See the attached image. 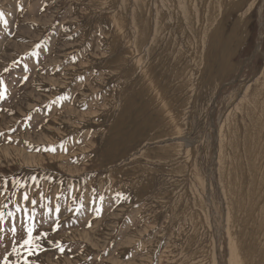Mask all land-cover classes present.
Listing matches in <instances>:
<instances>
[{"label":"rangeland","instance_id":"374dc122","mask_svg":"<svg viewBox=\"0 0 264 264\" xmlns=\"http://www.w3.org/2000/svg\"><path fill=\"white\" fill-rule=\"evenodd\" d=\"M103 1L0 0V258L264 264V0Z\"/></svg>","mask_w":264,"mask_h":264},{"label":"snow or ice","instance_id":"6c2138e0","mask_svg":"<svg viewBox=\"0 0 264 264\" xmlns=\"http://www.w3.org/2000/svg\"><path fill=\"white\" fill-rule=\"evenodd\" d=\"M3 18V13H0V19ZM37 47H39V45H37ZM18 63V62H16ZM10 69L9 68H5L4 72H8ZM80 80H83V77H79ZM29 80L28 76H24L23 77V81L26 82ZM6 99V89L4 87V82L2 80H0V100H4ZM58 99L63 100L64 97L61 96ZM0 135H4V133H0ZM45 151L51 152V153H55L56 152V148L49 146L45 149ZM33 180H35V177H33ZM23 200L24 201H28L29 197L25 194L23 195ZM32 205H36L38 202L36 200H31L30 201ZM6 207V205H5ZM79 209H77L78 211ZM25 211V216L26 219L29 217V212L27 209L24 210ZM57 212H60L61 210L59 208L56 209ZM97 215L99 216L101 213V209L99 207H97L95 209ZM0 218H2V214H0ZM91 225H89L90 227ZM59 229V224L57 222H54L52 225V231L53 232H57ZM16 229H12L13 234L15 235L16 233ZM45 238V233L43 232H37L35 230L34 227L29 228V227H25L24 228V234L16 240V247L12 248V254L16 255L18 254L21 250L23 249H27L29 254H35V252L40 248V244L38 243V241L42 240ZM53 243L56 244L57 248L61 251H63V247L59 242L54 241ZM0 264H13L12 262V258L11 256H4L2 258H0ZM16 264H19V259L17 260ZM23 264H29L28 260H24Z\"/></svg>","mask_w":264,"mask_h":264},{"label":"bare ground","instance_id":"6f19581e","mask_svg":"<svg viewBox=\"0 0 264 264\" xmlns=\"http://www.w3.org/2000/svg\"><path fill=\"white\" fill-rule=\"evenodd\" d=\"M104 1H105V0H104ZM104 1H103V2H104ZM192 1H193V0H192ZM204 2H206V0H205ZM212 2H213V1H212ZM175 3H176V2H175ZM117 5H118V4H117ZM230 5H231V4H230ZM174 6H175V5H174ZM190 6H191V4H190ZM150 7H151V5H150ZM130 8H131V7H130ZM181 8H182V7H181ZM203 8H204V7H203ZM226 9H227V6H226ZM53 11H54V10H53ZM107 11H108V10H107ZM103 12H105V11H103ZM222 12H223V11H222ZM92 13H93V12H92ZM127 13H128V12H127ZM151 13H152V12H151ZM203 13H204V12H203ZM224 13H225V12H224ZM50 15H51V14H50ZM241 15H242V14H241ZM109 17H110V16H109ZM39 18H40V17H39ZM110 18H111V17H110ZM242 18H243V17H242ZM180 19H181V18H180ZM202 20H203V19H202ZM239 20L241 21L242 19H239ZM240 21H239V23H240ZM179 23H180V21H179ZM211 23H212V22H211ZM213 23H214V22H213ZM200 25H201V24H200ZM182 26H183V25H182ZM182 26H181V28H182ZM183 27H184V26H183ZM178 30H179V29H178ZM124 31H125V30H124ZM209 31H210V30H209ZM209 31H208V32H209ZM118 32H119V31H118ZM175 32H176V31H175ZM120 33H121V32H120ZM120 33H119V34H120ZM123 34H124V33H123ZM184 34H185V33H184ZM241 34H242V33H241ZM152 35H153V34H152ZM199 35H200V34H199ZM246 35H247V34H246ZM118 36H119V35H118ZM118 36H117V37H118ZM184 36H185V35H184ZM117 37H116V38H117ZM157 38H158V37H157ZM184 39H185V38H184ZM116 40H117V39H116ZM199 40H200V39H199ZM191 41H192V40H191ZM240 41H241V40H240ZM183 42H184V41H183ZM162 43H163V42H162ZM184 43H185V42H184ZM112 45H113V44H112ZM192 47H193V46H192ZM203 47H204V45H203ZM168 49H169V48H168ZM191 49H192V48H191ZM166 51H167V50H166ZM193 51H194V50H193ZM211 51H212V50H211ZM189 52H190V51H189ZM197 52H198V51H197ZM126 53H127V52H126ZM258 53H259V52H258ZM196 54H197V53H196ZM134 55H135V54H134ZM134 55H133V56H134ZM139 55H140V54H139ZM189 55H190V54H189ZM212 55H213V54H212ZM128 56H129V55H128ZM202 56H203V55H202ZM189 57H190V56H189ZM205 58H206V57H205ZM208 58H209V57H208ZM189 59H190V58H189ZM197 60H198V59H197ZM203 61H204V60H203ZM121 63H122V62H121ZM189 63H190V62H189ZM191 63H193V62H191ZM200 65H201V64H200ZM108 66H109V64H108ZM110 66H112V65H110ZM123 66H124V65H123ZM121 67H122V66H121ZM133 67H134V66H133ZM118 68H119V67H118ZM188 68H189V67H188ZM117 70H118V69H117ZM215 70H216V69H215ZM148 71H149V70H148ZM199 72H200V71H199ZM197 73H198V72H197ZM143 74H144V73H143ZM144 75H145V74H144ZM142 76H143V75H142ZM260 78H261V77H260ZM144 79H145V78H144ZM139 80H140V79H139ZM255 80H256V79H255ZM262 80H263V79H262ZM262 80H261L260 82H263ZM141 81H142V80H141ZM176 82H177V81H176ZM187 83H188V82H187ZM258 83H259V82H258ZM254 85H255V83H254ZM258 85H259V84H258ZM261 85H262V84H261ZM184 86H186V84H185ZM184 86L182 85V87H184ZM262 86H263V85H262ZM189 88H190V87H189ZM262 88H263V87H262ZM151 90H152V89H151ZM153 90H154V89H153ZM188 91H189V89H188ZM243 92H244V91H243ZM254 92H255V91H254ZM258 92H260V91H258ZM158 93H159V92H158ZM176 93H177V92H176ZM256 93H257V92H256ZM254 94H255V93H254ZM262 95H263V94H261V96H262ZM256 96H257V95H256ZM259 96H260V95H259ZM261 96H260V97H261ZM39 98H40V97H39ZM188 98H189V97H188ZM243 101H244V100H243ZM159 102H160V101H159ZM163 102H164V101H163ZM239 102H240V101H239ZM259 102H260V100H259ZM157 103H158V102H157ZM263 104H264V103H263ZM162 105H163V104H162ZM253 105H254V104H253ZM168 108H169V107H168ZM254 108H255V107H254ZM258 109H259V108H258ZM162 111H163V109H162ZM226 111H227V110H226ZM236 111H237V110H236ZM243 111H244V110H243ZM262 111H263V110H262ZM234 112H235V111H234ZM257 115H258V114H257ZM175 116H176V115H175ZM164 117H165V116H164ZM221 117H222V116H221ZM256 117H257V116H256ZM263 117H264V116H263ZM263 117H262V118H263ZM233 118H234V117H233ZM172 119H173V118H172ZM243 119H244V118H243ZM245 119H246V118H245ZM252 119H253V118H252ZM165 120H166V119H165ZM258 120H259V119H258ZM261 120H262V119H261ZM256 121H257V120H256ZM257 122H258V121H257ZM257 122H256V123H257ZM259 122H261V121H259ZM262 122H263V121H262ZM169 123H170V121H169ZM171 123H172V122H171ZM184 123H185V122H184ZM221 123H222V122H221ZM167 124H168V123H167ZM175 124H178V122L175 123ZM181 124H182V123H181ZM181 124H180V125H181ZM230 124H231V122H230ZM260 124H261V123H260ZM260 124L258 123V125H260ZM262 124H264V123H262ZM242 125H243V124H242ZM172 126H173V125H172ZM172 126H171V127H172ZM260 126H261V125H260ZM260 126H259V127H260ZM262 126H263V125H262ZM166 127H168V126H166ZM230 127H231V126H230ZM235 127H236V126H235ZM263 127H264V126H263ZM47 128H48V127H47ZM175 128H177V127L175 126ZM239 128H240V127H239ZM177 129H178V128H177ZM228 129H229V128H228ZM247 129H248V128H247ZM254 129H255V128H254ZM175 130H176V129H175ZM183 130H185V129H183ZM259 130H261V129H259ZM259 130H258V133H259ZM240 131H241V130H240ZM45 132H46V131H45ZM176 133H178V132L176 131ZM176 133L174 132V134H176ZM181 133H182V132H181ZM228 133L230 134V132H228ZM248 133H249V132H248ZM263 133H264V132H263ZM166 134H167V133H166ZM174 134H173V135H174ZM178 134H179V133H178ZM219 134H220V133H219ZM221 134H222V133H221ZM236 134H237V133H236ZM261 134H262V133H261ZM246 135H247V134H246ZM263 135H264V134H263ZM179 136H180V135H179ZM229 136H230V135H229ZM259 136H260V134H259ZM261 136H262V135H261ZM261 136H260V138H262ZM45 137H46V136H45ZM204 137H205V136H204ZM207 137H208V136H207ZM247 137H248V136H247ZM257 138L259 139V137H257ZM257 138H256V141H257ZM25 139H26V138H25ZM31 139H32V138H31ZM36 139H37V138H36ZM40 139H41V138H40ZM170 139H171V138H170ZM214 139H216V138H214ZM36 141H37V140H36ZM158 141H159V140H158ZM180 141H181V140H180ZM186 141H187V140H186ZM217 141H218V140H217ZM228 141H229V140H228ZM238 141H239V140H238ZM259 141H260V140H259ZM176 142H177V141H176ZM247 142H248V141H247ZM257 142H258V141H257ZM261 142H262V141H261ZM254 143H255V142H254ZM259 143H260V142H259ZM210 144H211V142H210ZM231 144H232V143H231ZM233 144H234V143H233ZM262 144H263V143H262ZM262 144H261V145H262ZM249 145H250V144L248 143L247 149H250V148L252 147V146L250 145V148H248ZM218 146H219V145H218ZM235 146H236V145H235ZM259 146H260V145H259ZM259 146H258V147H259ZM262 146H263V145H262ZM262 146H261V147H262ZM179 147H180V146H179ZM253 147H254V145H253ZM190 148H191V147H190ZM220 148H221V147H220ZM232 148H233V147H232ZM263 148H264V147H263ZM254 149H255V148H254ZM254 149H252V150H254ZM226 150H227V149H226ZM256 150H257V148H256ZM261 150H262V148H261ZM6 151H7V150H6ZM217 151H218V150H217ZM219 151H220V150H219ZM174 152H175V151H174ZM226 152H227V151H226ZM229 152H230V151H229ZM234 152H235V150H234ZM251 152H252V151H251ZM255 152H259V151L257 150V151H255ZM163 153H164V152H163ZM219 153H220V152H219ZM252 153H253V152H252ZM245 154H246V153H245ZM258 154H260V152H259ZM261 154H262V153H261ZM170 155H171V154H170ZM178 155H179V154H178ZM178 155H177V156H178ZM240 155H241V154H240ZM250 155H251V154H250ZM263 155H264V154H263ZM144 156H145V155H144ZM235 156H236V155H235ZM253 156H254V155H253ZM256 156H257V155H255V157H256ZM219 157H220V156H219ZM237 157H238V156H237ZM259 157H260V156H259ZM143 158H144V157H143ZM230 158H231V157H230ZM144 159H145V158H144ZM226 159H227V158H226ZM231 159H232V158H231ZM261 159H262V158H261ZM188 160H189V159H188ZM159 161H160V160H159ZM253 161H255V159H254ZM258 161H259V160H258ZM177 162H178V161H177ZM18 163H19V162H18ZM255 163H256V162H255ZM26 164H27V163H26ZM217 164H218V162H217ZM257 164H258V163H257ZM187 165H188V164H187ZM218 165H219V164H218ZM226 166H227V165H226ZM132 167H133V166H132ZM237 167H238V166H237ZM240 168H241V167H240ZM243 168H244V167H243ZM225 169H226V168H225ZM185 172H186V171H185ZM192 172H193V171H192ZM248 174H249V173H248ZM257 174H258V173H257ZM244 175H245V174H244ZM260 175H261V174H260ZM262 175H263V174H262ZM224 176H225V175H224ZM232 176H233V174H232ZM235 176H236V175H235ZM248 176H249V175H248ZM243 177H244V176H243ZM261 177H262V176H261ZM239 178H240V177H239ZM245 178H246V176H245ZM230 179H231V178H230ZM242 179H243V178H242ZM249 181H250V180H249ZM262 181H264V180H262ZM226 182H227V181H226ZM226 182H225V184H226ZM232 182H233V181H232ZM236 182H237V181H236ZM260 183H261V182H260ZM231 184H232V183H231ZM256 184H257V183H256ZM263 184H264V182H263ZM263 184H262V185H263ZM226 185H227V184H226ZM247 185H248V184H247ZM262 185H261V186H262ZM199 186H200V185H199ZM252 186H253V185H252ZM254 186H255V185H254ZM257 187H258V186H257ZM255 188H256V187H255ZM202 189H203V188H202ZM229 190H230V189H229ZM260 190H261V189H260ZM207 191H208V190H207ZM243 191H244V190H242V192H243ZM230 192H231V191H230ZM232 192H233V191H232ZM234 192H235V191H234ZM251 192H252V191H251ZM227 193H228V192H227ZM257 193H258V192H257ZM235 194H236V193H235ZM242 194H243V193H242ZM260 194H261V193H260ZM225 195H226V194H225ZM249 196H250V195H249ZM256 196H258V194H254V197H256ZM230 197H231V196H230ZM232 197H233V196H232ZM235 197H236V196H235ZM239 197H240V196H239ZM224 198H225V197H224ZM233 198H234V197H233ZM237 198H238V197H237ZM257 198H258V197H257ZM261 198H263V197H261ZM255 200H256V199H255ZM227 201H228V200H227ZM252 201H253V200H252ZM238 202H239V201H238ZM252 203H253V202H252ZM250 204H251V203H250ZM263 204H264V203H263ZM228 205H229V203H228ZM228 205H227V206H228ZM234 205H235V204H234ZM240 205H241V204H240ZM257 205H258V204H257ZM257 205H256V207H257ZM195 206H196V205H195ZM211 206H212V205H211ZM231 206H232V205H231ZM235 206H236V205H235ZM259 206H260V205H259ZM262 206H263V205H262ZM197 207H198V206H197ZM248 207H249V205H248ZM263 208H264V207H263ZM235 210H236V209H235ZM235 210H234V211H235ZM250 210H251V209H250ZM250 210H249V211H250ZM261 210H262V209H261ZM263 211H264V210H263ZM251 212H253V210H252ZM260 212H261V211H260ZM235 213H236V212H235ZM239 213H240V212H239ZM249 213H250V212H249ZM262 213H263V212H262ZM262 213H261V214H262ZM241 214H242V213H241ZM257 214H258V213H257ZM225 215H226V214H225ZM252 215H253V213H252ZM254 215H255V214H254ZM239 216H240V215H239ZM259 217H261V216H259ZM227 218H228V217H227ZM230 218H231V217H230ZM248 218H249V217H248ZM261 218H263V217H261ZM261 218H260V219H261ZM228 219H229V218H228ZM229 220H230V219H229ZM258 220H259V219H258ZM255 221H256V220H255ZM243 222H244V221H243ZM234 223H235V222H234ZM234 223H233V224H234ZM245 223H246V222H245ZM262 223H263V222H262ZM229 225H230V224H229ZM245 225H246V224H245ZM248 225H249V224H248ZM253 226H255V225H253ZM235 227H236V226H235ZM249 227H250V226H249ZM257 227H258V226H257ZM245 228H246V227H245ZM234 229H235V228H234ZM247 229H248V228H247ZM250 229H251V228H250ZM260 229H261V228H260ZM231 230H232V229H231ZM232 231H233V230H232ZM234 231H235V230H234ZM247 231H248V230H247ZM230 232H231V231H230ZM230 232H229V233H230ZM241 233H242V232H241ZM252 233H253V231H252ZM262 233H263V232H262ZM262 233H261V234H262ZM241 235H243V234H241ZM233 236H234V235H233ZM238 237H240V236H238ZM245 237H246V236H245ZM259 238H260V237H259ZM255 239H256V238H255ZM260 239H261V238H260ZM262 239H264V238H262ZM236 240H237V239H236ZM231 241H232V239H231ZM240 241H241V239H240ZM259 241H260V240H259ZM229 242H230V241H229ZM255 242H256V241H255ZM255 242H253V243L255 244ZM234 243H235V242H234ZM248 243H249V241H248ZM251 243H252V242H251ZM259 243H260V242H259ZM229 244H230V243H229ZM231 245L233 246V244H231ZM236 245H237V247H238V244H236ZM239 245H240V244H239ZM237 247H236V248H237ZM245 247H246V246H245ZM100 248H101V247H100ZM233 248H235V247H232V248H231V251L236 250V248H235V249H233ZM239 248H240V246H239ZM257 248H258V247H257ZM232 249H233V250H232ZM251 250H252V249H251ZM242 251H243V250H242ZM252 251H253V250H252ZM237 252H238V250H237ZM237 252H236V253H237ZM233 253H235V252L233 251ZM260 253H261V252H260ZM231 254H232V253H231ZM238 254H239V252H238ZM238 254H237V255H238ZM240 254H241V253H240ZM240 254H239V255H240ZM243 254H244V253H243ZM263 254H264V253H263ZM233 255H234V254H233ZM258 255H259V254H258ZM231 257H232V256H231ZM235 257H236V256H235ZM262 257H263V256H262ZM233 258H234V256H233ZM237 258H238V257H237ZM237 258H234V259H236V261H237ZM239 258H240V256H239ZM239 258H238V259H239ZM241 258H242V257H241ZM254 258H255V257H254ZM258 258H259V257H258ZM260 258H261V257H260ZM231 259H232V258H231ZM242 259H244V258H242ZM244 260H245V259H244ZM251 260H253V259H251ZM240 261L242 262L243 260H240ZM253 261H254V260H253ZM255 261H256V260H255ZM238 262H239V260H238ZM243 262H244V261H243ZM243 262H242V263H243ZM249 262H250V261H249ZM233 264H234V261H233ZM235 264H237V262H235ZM238 264H239V263H238ZM240 264H241V263H240Z\"/></svg>","mask_w":264,"mask_h":264},{"label":"trees","instance_id":"16d2710c","mask_svg":"<svg viewBox=\"0 0 264 264\" xmlns=\"http://www.w3.org/2000/svg\"><path fill=\"white\" fill-rule=\"evenodd\" d=\"M12 66H13V67H15V66H16V64H13Z\"/></svg>","mask_w":264,"mask_h":264}]
</instances>
